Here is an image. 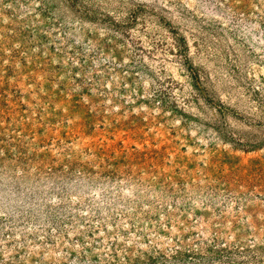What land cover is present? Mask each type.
<instances>
[{"label": "rangeland", "instance_id": "rangeland-1", "mask_svg": "<svg viewBox=\"0 0 264 264\" xmlns=\"http://www.w3.org/2000/svg\"><path fill=\"white\" fill-rule=\"evenodd\" d=\"M0 264H264V0H0Z\"/></svg>", "mask_w": 264, "mask_h": 264}]
</instances>
